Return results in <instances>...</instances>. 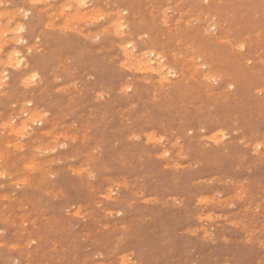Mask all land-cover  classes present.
<instances>
[{
	"label": "rangeland",
	"instance_id": "rangeland-1",
	"mask_svg": "<svg viewBox=\"0 0 264 264\" xmlns=\"http://www.w3.org/2000/svg\"><path fill=\"white\" fill-rule=\"evenodd\" d=\"M82 1L0 0V264H264V0Z\"/></svg>",
	"mask_w": 264,
	"mask_h": 264
},
{
	"label": "bare ground",
	"instance_id": "bare-ground-1",
	"mask_svg": "<svg viewBox=\"0 0 264 264\" xmlns=\"http://www.w3.org/2000/svg\"><path fill=\"white\" fill-rule=\"evenodd\" d=\"M38 1H39V0H38ZM45 1H46V0H45ZM70 1H71V0H70ZM73 1H74V0H73ZM107 1H108V0H107ZM125 1H126V0H125ZM207 1H208V0H207ZM36 2H37V1H36ZM62 2H63V1H62ZM79 2H80V1H79ZM79 2H78V4H79ZM82 2L84 3V0H83ZM90 2H91V1H90ZM92 2H93V1H92ZM109 2H110V1H109ZM208 2H209V1H208ZM215 2H216V1H215ZM28 3H29V2H28ZM75 3H76V2H75ZM168 3H169V2H168ZM39 4H40V3H39ZM41 4H42V3H41ZM127 4H128V3H127ZM139 4H140V3H139ZM231 4H232V3H231ZM46 5H47V4H46ZM51 5H52V4H51ZM67 5H68V4H67ZM79 5H81V4H79ZM83 5H85V4H83ZM176 5H177V4H176ZM130 6H131V5H130ZM147 6H148V5H147ZM188 6H189V5H188ZM71 7H72V6H71ZM78 7H79V6H78ZM128 7H129V6H128ZM135 7H136V6H135ZM144 7L146 8V6H144ZM169 7H170V6H169ZM169 7H167V8H169ZM54 8H55V7H54ZM61 8H64V7H61ZM65 8H66V7H65ZM79 8H80V7H79ZM91 8H92V7H91ZM116 8H117V7H116ZM167 8H166V9H167ZM55 9H58V8H55ZM74 9H75V8H74ZM74 9H73V11L76 10V9H75V10H74ZM118 9H119V8H118ZM230 9H231V8H230ZM9 10H10V9H9ZM37 10H38V9H37ZM61 10H62V9H61ZM69 10H70V9H69ZM89 10H90V9H89ZM105 10H106V9H105ZM121 10H122V9H121ZM169 10L171 11V9H169ZM1 11H2V10H1ZM17 11H18V10H17ZM58 11H59V10H58ZM79 11H80V10H79ZM97 11H98V10H97ZM106 11H107V10H106ZM108 11H109V10H108ZM150 11H151V9H150ZM152 11H153V10H152ZM172 11H173V10H172ZM39 12H40V11H39ZM62 12H63V11H62ZM80 12H81V11H80ZM84 12H85V11H84ZM95 12H96V11H95ZM95 12H94V10H93V13H95ZM102 12H103V11H102ZM112 12H114V11H112ZM148 12H149V11H148ZM22 13H24V12H22ZM77 13H78V11H77ZM89 13H90V12H89ZM13 14H14V13H13ZM17 14H18V13H17ZM19 14H20V13H19ZM64 14H65V13H64ZM82 14H84V13H82ZM148 14H149V13H148ZM162 14H163V13H162ZM162 14H161V15H162ZM176 14H177V13H176ZM56 15H57V13H56ZM85 15H86V14H85ZM89 15H90V14H89ZM110 15H112V14H110ZM110 15H109V16H110ZM117 15H118V14H117ZM132 15H133V14H132ZM132 15H131V16H132ZM158 15H160V14H158ZM163 15H164V14H163ZM170 15H171V14H170ZM3 16H4V15H1V14H0V18L3 17ZM23 16H24V15H23ZM81 16H83V15H81ZM95 16H96V15H95ZM135 16H136V15H135ZM149 16H150V15H149ZM156 16H157V15H156ZM191 16H192V15H191ZM196 16H197V15H196ZM198 16H199V15H198ZM215 16H216V15H215ZM54 17H55V16H54ZM64 17H65V16H64ZM75 17H77V16H75ZM91 17H92V16H91ZM100 17H101V16H100ZM102 17H103V16H102ZM118 17H120V16H117V18H115V19H118ZM132 17H133V16H132ZM169 17H170V16H169ZM55 18H56V17H55ZM55 18H54V19H55ZM66 18H68V17H66ZM71 18H74V16L71 17ZM71 18H70V19H71ZM80 18H81V17H79L78 20H79ZM120 18H121V17H120ZM133 18H135V17H133ZM157 18H158V17H157ZM181 18H182V17H181ZM209 18H210V17H209ZM45 19H46V18H45ZM54 19H53V20H54ZM70 19H69V21H70ZM75 19H77V18H75ZM83 19H84V18H83ZM85 19H86V18H85ZM85 19H84V21H85ZM87 19H88V17H87ZM191 19H192V17H191ZM211 19H212V16H211ZM0 20H1V19H0ZM67 20H68V19H67ZM67 20H66V21H67ZM71 20H74V19H71ZM91 20H92V19H91ZM221 20H222V19H221ZM7 21H8V20H7ZM60 21H61V20H60ZM80 21H81V20H80ZM88 21H89V20H88ZM88 21H87V22H88ZM118 21H119V19H118ZM140 21H141V20H140ZM175 21H176V20H175ZM81 22H82V21H81ZM125 22H126V21H125ZM181 22H182V21H181ZM207 22H208V21H207ZM0 23H2V22H0ZM52 23H53V22H52ZM67 23H68V22H67ZM89 23H90V21H89ZM174 23H175V22H174ZM191 23H192V22H191ZM193 23H194V22H193ZM205 23H206V21H205ZM211 23H212V22H211ZM8 24H9V23H8ZM87 24H88V23H87ZM184 24H185V23H184ZM45 25H46V24H45ZM75 25H76V24H75ZM116 25H118V24L116 23ZM116 25H115V26H116ZM119 25H120V23H119ZM119 25H118V27H119ZM122 25H123V24H122ZM126 25H127V24H126ZM213 25H214V24H213ZM5 26H6V25H5ZM56 26H57V24H56ZM45 27H46V26H45ZM64 27H66V26L64 25ZM74 27H75V26H74ZM74 27H73V28H74ZM192 27H193V26H192ZM202 27H203V26H202ZM207 27H209V26H207ZM60 28H61V26H60ZM220 28H222V27H219V29H220ZM10 29H12V28H10ZM15 29H16V28H15ZM62 29H63V28H62ZM70 29H71V28H70ZM76 29H77V28H76ZM168 29H169V28H168ZM168 29H167V30H168ZM180 29H181V28H180ZM225 29H226V28H225ZM59 30H60V29H59ZM67 30H68V29H67ZM74 30H75V29H74ZM202 30H203V28H202ZM210 30H211V29H210ZM223 30H224V29H223ZM12 31H13V30H12ZM65 31H66V30H65ZM69 31H70V30H69ZM71 31H72V29H71ZM168 31H169V30H168ZM174 31H175V30H174ZM174 31H173V32H174ZM225 31H226V30H225ZM73 32H76V31H73ZM205 32H206V31H205ZM230 32H231V31H230ZM37 33H38V32H37ZM76 33H77V32H76ZM94 33H96V31H95ZM166 33H167V31H166ZM175 33H176V32H175ZM226 33H227V32H226ZM228 33H229V32H228ZM1 34H3V33L1 32ZM1 34H0V35H1ZM12 34H15V33H12ZM35 34H36V33H35ZM39 34H40V33H39ZM97 34H98V33H97ZM171 34H172V33H171ZM86 35H87V34H86ZM109 35H111V34H109ZM168 35H169V34H168ZM206 35H208V34H206ZM257 35H258V34H257ZM257 35H255V36H257ZM4 36H5V35H4ZM121 36H122V35H121ZM144 36H145V35H144ZM210 36H211V35H210ZM221 36H222V35H221ZM224 36H225V35H224ZM21 37H22V36H21ZM136 37L138 38V36H136ZM124 38H125V37H124ZM152 38H153V37H152ZM177 38H178V37H177ZM218 38H219V37H218ZM20 39H21V38H20ZM34 39H35V38H34ZM154 39H155V38H154ZM161 39H162V38H161ZM247 39H248V38H247ZM17 40H18V39H17ZM90 40H91V39H90ZM151 40H152V39H151ZM226 40H227V39H226ZM216 41H217V40H216ZM223 41H225V40H223ZM228 41H229V40H228ZM228 41H226V42H228ZM8 42H9V41H8ZM14 42H15V41H14ZM14 42H13V43H14ZM21 42H22V41H21ZM121 42H122V41H121ZM219 42H220V41H219ZM5 43H6V42H5ZM5 43H4V44H5ZM11 43H12V42H11ZM163 43H164V42H163ZM15 44H16V43H15ZM38 44H39V43H38ZM38 44H36V45H38ZM116 44H118V42H117ZM125 44H126V42H125ZM125 44L123 45V46L125 47V49L122 50V51H127V47L125 46ZM129 44H130V43H129ZM179 44H181V43H179ZM228 44H229V42H228ZM255 44H256V43H255ZM118 45H119V44H118ZM175 45H176V43H175ZM182 45H183V43H182ZM0 46H1V45H0ZM14 46H15V45H14ZM127 46H128V43H127ZM129 46L131 47L132 45H129ZM194 46H195V45H194ZM124 47H123V48H124ZM133 47H134V46H133ZM174 47H175V46H174ZM187 47H188V46H187ZM187 47H186V49H187ZM14 48H15V47H14ZM112 48H113V47H112ZM123 48H122V49H123ZM172 48H173V47H172ZM182 48H183V47H182ZM229 48H230V47H229ZM239 48H240V47H239ZM104 49H105V48H104ZM0 50H1V49H0ZM31 50H32V49H31ZM171 50H173V49H171ZM176 50H177V49H176ZM187 50H188V49H187ZM12 51H13V49H12ZM12 51H11V52H12ZM99 51H100V49H99ZM130 51H131V50H130ZM173 51H174V50H173ZM173 51H172V52H173ZM178 51H179V50H178ZM8 52H9V51H8ZM11 52H10V53H11ZM13 52H14V51H13ZM36 52H37V51H36ZM10 53H9V54H10ZM24 53H25V52H24ZM37 53H38V52H37ZM139 53H140V52H139ZM160 53H161V52H160ZM163 53H164V52H163ZM170 53H171V52H170ZM170 53H169V54H170ZM191 53H192V52H191ZM203 53H204V52H203ZM236 53H237V52H236ZM9 54H8V57H10ZM147 54H148V53H147ZM154 54H155V53H154ZM176 54H178V53H176ZM201 54H202V53H201ZM40 55H41V54H40ZM125 55H126L129 59H131L133 54L131 55L130 52H127ZM140 55H141V54H140ZM143 55H145V54L143 53ZM156 55H157V54H156ZM160 55H161V54H160ZM160 55H159V56H160ZM170 55H171V54H170ZM257 55H258V54H257ZM149 56H150V55H149ZM163 56H164V55H163ZM193 56H195V55H193ZM221 56L223 57V55H221ZM253 56H255V55H253ZM104 57H105V56H104ZM104 57L102 56V58H104ZM113 57H116V56H113ZM130 57H131V58H130ZM136 57H137V56H136ZM140 57H141V58H139V60L136 59L137 61L135 62L136 65H137V67H138L139 69H144V70H149V69H150V71H152V72L154 71L157 75H161V74H162V69H159V68H158L159 66H157V65H159V64L155 65V66H157L156 68H154V66H152V64H151V61H152V60L149 59L150 57H149V58H148V57H145V56H140ZM168 57H169V56H168ZM4 58H5V57H4ZM6 58H7V57H6ZM106 58H107V57H106ZM109 58L111 59V57H109ZM128 58H127V59H128ZM159 58H160V57H159ZM171 58L173 59V57H171ZM176 58H177V57H176ZM188 58H189V57H188ZM190 58H191V57H190ZM197 58H198V57H197ZM202 58H203V57H202ZM8 59H9V58H8ZM160 59H161V58H160ZM224 59H225V58H224ZM12 60H14V58H12ZM19 60H20V59H19ZM19 60H18V61H19ZM24 60H25V59H24ZM64 60H65V59H64ZM156 60H157V59H156ZM193 60H194V59H193ZM4 61H5V60H4ZM7 61H8V60H7ZM132 61H135V59L132 58ZM170 61H171V60H170ZM184 61H185V60H184ZM196 61H197V60H196ZM258 61H259V60H258ZM11 62H12V61H11ZM121 62H122V61H121ZM156 62H157V61H156ZM192 62H194V61H192ZM260 62H261V60H260ZM24 63H25V62H24ZM157 63H158V62H157ZM166 63H167V62H166ZM203 63H204V62H203ZM3 64H4V63H3ZM6 64H7V63H6ZM14 64H15V63H14ZM154 64H156V63H154ZM182 64H183V63H182ZM191 64L193 65V63H191ZM191 64H190V65H191ZM200 64H201V63H200ZM200 64H199V65H200ZM4 65H5V64H4ZM8 65H9V64H8ZM26 65H27V64H26ZM124 65H125V64H124ZM167 65H168V64H167ZM179 65H180V64H179ZM160 66H161V65H160ZM117 67H118V66H117ZM162 67H163V66H162ZM162 67H161V68H162ZM186 67H187V66H186ZM195 67H197V66H195ZM201 67H202V66H201ZM181 68H182V66H181ZM193 68H194V67H193ZM166 69H167V68H166ZM179 69H180V68H179ZM202 69H203V68H202ZM3 70H4V69H3ZM167 70H168V69H167ZM172 70H174V68H173ZM196 70H197V69H196ZM168 71H169V70H168ZM192 71H193V70H192ZM164 72H165V71H164ZM164 72H163V73H164ZM169 72H170V71H169ZM173 72H174V71H173ZM173 72H172V73H173ZM71 73H72V72H71ZM176 73H177V72H176ZM202 73H203V72H202ZM165 74H166V73H165ZM181 74H182V73H181ZM203 74H204V73H203ZM213 74H214V73H213ZM1 76H2V75H1ZM3 76H4V75H3ZM87 76H88V75H87ZM161 76H162V75H161ZM171 76H172V75H171ZM187 76H188V75H187ZM4 77H5V76H4ZM28 77H29V75H28ZM139 77H140V76H139ZM158 77H159V76H158ZM166 77H167V76H166ZM166 77H165V78H166ZM174 77H176V76H174ZM188 77H189V76H188ZM205 77H206V76H205ZM210 77H211V76H210ZM0 78H1V77H0ZM6 78H7V77H6ZM55 78L57 79V77H55ZM2 79H3V78H2ZM2 79H1L0 81H2ZM161 79H162V77H161ZM161 79H160V80H161ZM3 80H4V79H3ZM155 80H156V79H155ZM160 80H159V81H160ZM166 80H167V79H166ZM169 80H170V79H169ZM2 82H3V81H2ZM86 82H87V81H86ZM157 82H158V81H157ZM162 82H163V81H162ZM165 82H166V81H165ZM4 83H5V82H4ZM144 83H145V82H144ZM171 83H172V82H171ZM25 84H26V82H25ZM227 84H228V83H227ZM4 85H5V84H4ZM26 85H27V84H26ZM26 85H25V86H26ZM175 85H176V84H175ZM170 86H171V85H170ZM28 87H30V86H28ZM28 87H27V88H28ZM73 87H74V86H73ZM128 87H129V86H128ZM130 87H131V86H130ZM43 88H44V87H43ZM43 88H42V89H43ZM125 88L128 89L127 87H125ZM134 88H135V87H134ZM155 88H157V87H155ZM159 88H160V87H159ZM163 88H164V87H163ZM170 88H171V87H170ZM42 89H41V90H42ZM79 89H80V88H79ZM126 89H125V90H126ZM166 89H167V88H166ZM56 90H57V89H56ZM84 90H85V89H84ZM63 91H64V90H63ZM66 91H67V90H66ZM86 91H87V90H86ZM162 91H163V90H162ZM41 92H42V91H41ZM131 92H132V91H131ZM136 92H137V91H136ZM153 93H154V92H153ZM0 94H1V93H0ZM4 95H5V94H4ZM95 95H96V94H95ZM97 95H98V94H97ZM122 95H123V94H122ZM205 95H206V94H205ZM205 95H204V96H205ZM99 96H100V95H99ZM153 97H154V96H153ZM99 98H100V97H99ZM94 99H95V98H94ZM153 100H154V99H153ZM165 100H166V99H165ZM29 103H30V102H29ZM23 104H24V103H23ZM25 104H26V103H25ZM25 104H24V105H25ZM14 105H15V104H14ZM129 107H130V105H129ZM132 108H134V107H132ZM20 109H21V108H20ZM25 109H26V108H25ZM25 109H24V110H25ZM34 109H35V108H34ZM18 111H19V110H18ZM39 111H40V110H39ZM33 113H37V112H33ZM40 113H42V112H40ZM43 113H44V112H43ZM19 114H20V112H19ZM19 114H18V115H19ZM45 114H46V113H45ZM45 114H44V115H45ZM20 115H21V114H20ZM29 115H30V114H29ZM35 115L38 116V114H35ZM40 115L42 116V114H40ZM40 115H39V116H40ZM25 116H26V115H25ZM33 116H34V114H33ZM41 116L39 117V119H42ZM45 116H46V115H45ZM120 116H121V115H120ZM64 117H65V116H64ZM9 118H10V117H9ZM9 118H8V119H9ZM44 118H45V117H44ZM53 118H54V117H53ZM29 119H30V118H29ZM39 119H37V120L39 121ZM86 119H87V118H86ZM9 120H11V119H9ZM45 120H46V119H44V121H45ZM122 120H123V119H122ZM38 121H37V122H38ZM62 121H63V120H62ZM9 122H10V121H9ZM9 122H7V123H9ZM14 122H15V121H14ZM37 122H36V123H37ZM40 122H41V121H40ZM27 123H28V122H27ZM12 124H13V123H12ZM16 124H17V123H16ZM22 124H23V123H22ZM9 125H11V124L9 123ZM26 125H27V124H26ZM26 125H25V127H26ZM65 125H66V124H65ZM67 125H68V124H67ZM0 126H1V125H0ZM23 126H24V125H23ZM27 126H28V125H27ZM36 126H37V125H36ZM53 126H54V125H53ZM2 127H3V126H2ZM2 127H1V128H2ZM69 127H70V126H69ZM72 128H73V126H72ZM18 129H19V128H18ZM29 129H30V128H29ZM20 130H21V129H20ZM48 130H49V129H48ZM72 130H73V129H72ZM4 131H5V130H4ZM52 131H53V130H52ZM79 131H80V130H79ZM11 132H12V131H11ZM18 132H19V131H18ZM31 132H32V131H31ZM1 133H2V132H1ZM22 133H23V132H22ZM150 133H151V132H150ZM189 133H190V132H189ZM219 133H220V131H219ZM48 134H49V133H48ZM74 134H75V133H74ZM221 134H222V133H221ZM29 135H30V134H29ZM66 135H67V134H66ZM79 135H80V134H79ZM81 135H83V134H81ZM135 135H136V134H135ZM8 136H9V135H8ZM11 136H12V135H11ZM50 136H51V135H50ZM73 136H74V135H73ZM211 136H212V135H211ZM63 137H65V136H63ZM71 137H72V135H71ZM82 137H83V136H82ZM131 137H132V136H131ZM151 137H153V136H151ZM209 137H210V136H209ZM209 137H208V138H209ZM222 137H223V136H222ZM222 137H221V138H222ZM13 139H14V138H13ZM22 139H23V138H22ZM47 139H48V138H47ZM69 139H70V138H69ZM152 139H153V138H152ZM157 139H158V137H157ZM219 139H220V138H219ZM19 140H20V139H19ZM19 140H18V141H19ZM30 140H31V139H30ZM70 140H71V139H70ZM215 140H216V137H215ZM14 141H15V140H14ZM34 141H35V139H34ZM53 141H54V140H53ZM216 141H217V140H216ZM16 142H17V141H16ZM35 142H36V141H35ZM151 142H152V141H151ZM158 142H159V140H158ZM7 143H8V142H7ZM154 143H155V142H154ZM172 143H173V142H172ZM258 143H259V142H258ZM15 144H16V143H15ZM15 144L13 143L14 146H15ZM19 144H20V143H19ZM54 144H55V143H54ZM5 145H6V144H5ZM11 145H12V144H11ZM22 145H23V143H22ZM63 145H64V144H63ZM174 145H177V144H174ZM9 146H10V145H9ZM42 146H43V145H42ZM255 146H258V145L255 144ZM18 147H19V146H18ZM59 147H60V146H59ZM12 148H13V147H12ZM21 148H22V147H21ZM32 148H33V147H32ZM179 148H180V147H179ZM14 149H15V148H14ZM19 149H20V148H19ZM17 150H18V149H17ZM31 150H32V149H31ZM3 151H4V150H3ZM12 151H14V150H12ZM12 151H11V152H12ZM18 151H19V150H18ZM20 151H21V150H20ZM37 151H38V149H37ZM44 151H45V150H44ZM49 151H50V150H49ZM162 151H165V150H162ZM14 152H15V151H14ZM51 153H52V152H51ZM90 153H92V152H90ZM13 154H14V153H13ZM47 154H48V153H47ZM93 154H94V153H93ZM160 155H161V154H160ZM91 156H92V155H91ZM16 157H17V156H16ZM22 157H23V156H22ZM163 158H164V157H163ZM5 160H6V159H5ZM24 160H25V159H24ZM30 160H31L30 162H33V163H34V161H32V159H30ZM55 160H56V159H55ZM56 161H57V160H56ZM35 162H37V161H35ZM47 163H48V162H47ZM52 163H53V162H52ZM38 164H39V163H38ZM38 164H37V165H38ZM42 164H43V163H42ZM23 166H24V164H23ZM33 166H34V165H33ZM168 167H169V166H168ZM173 167H174V166H173ZM25 168H26V167H25ZM74 168H76V167H74ZM81 168H82V167H81ZM84 168H85V167H84ZM177 168H178V167H177ZM28 169H29V167H28ZM78 169H80V167H79ZM0 170H1V168H0ZM3 171H4V170H3ZM43 171H44V170H43ZM79 171H81V170H79ZM82 171H84V170H82ZM24 172H25V171H24ZM39 172H40V171H39ZM56 172H57V171H56ZM56 172H55V173H56ZM16 173H17V172H16ZM22 173H23V171H22ZM49 173H50V172H49ZM79 173H80V172H79ZM7 175H8V174H7ZM11 175H12V173H11ZM22 175H23V174H22ZM43 175H44V174H43ZM78 175H79V174H78ZM9 176H10V175H9ZM0 177H1V176H0ZM19 178H20V177H19ZM45 179H46V177H45ZM16 180H18V179L16 178ZM20 180H21V179H20ZM23 180H24V179H23ZM28 180H29V179H28ZM42 180H43V178H42ZM32 181H33V180H32ZM14 182H15V181H14ZM14 182H13V183H14ZM18 182H19V181H18ZM37 182H38V181H37ZM111 182H112V181H111ZM15 183H17V182H15ZM114 183H115V182H114ZM86 184H87V183H86ZM37 185H38V184H37ZM122 187H123V186H122ZM35 188H36V187H35ZM108 188H109V187H108ZM16 189H17V187H16ZM108 190H109V189H108ZM110 193H111V192H110ZM5 194H6V193H5ZM60 194H61V193H60ZM60 194H59V195H60ZM54 195H55V193H54ZM54 195L52 194V196H54ZM105 195H106V194H105ZM9 196H10V195H9ZM63 196H64V195H63ZM10 197H11V196H10ZM106 198H107V197H106ZM207 198H208V197H207ZM211 198H212V197H211ZM213 198H214V196H213ZM9 199H10V198H9ZM112 199H113V198H112ZM114 199H115V198H114ZM11 200H12V199H11ZM146 200H147V199H146ZM205 200H207V199L205 198ZM217 200H218V199H217ZM221 200H222V199H221ZM229 200H230V199H229ZM12 201H13V200H12ZM12 201H11V202H12ZM20 201H21V200H20ZM20 201H19V202H20ZM199 201H200V200H199ZM207 201H208V200H207ZM224 201H225V200H224ZM208 202H209V201H208ZM12 203H13V202H12ZM197 203H198V202H197ZM21 205H22V204H21ZM23 206H24V205H23ZM10 208H11V207H10ZM244 208H245V207H244ZM23 210H24V209H23ZM37 210H38V209H37ZM35 211H36V210H35ZM74 211H75V210H74ZM76 211H77V209H76ZM76 211H75L74 215L76 214ZM33 213H34V212H33ZM84 214H85V213H84ZM72 215H73V214H72ZM196 215H197V214H196ZM202 215H203V214H202ZM77 216H78V215H77ZM109 216H110V215H109ZM209 216H210V215H209ZM223 216H224V215H223ZM198 218H201V217H198ZM218 218H219V217H218ZM211 219H212V218H211ZM214 219H215V218H214ZM232 221H233V220H232ZM234 222H235V221H234ZM18 223H20V222H18ZM18 223H17V224H18ZM103 228H104V227H103ZM209 230H210V229H209ZM189 234H190V233H189ZM259 245H260V244H259ZM51 249H52V248H51ZM27 255H28V254H27ZM120 259H121V258H120ZM85 261H86V260H85ZM128 261H129V260H128ZM128 261H127V262H128ZM120 262H121V261H120Z\"/></svg>",
	"mask_w": 264,
	"mask_h": 264
},
{
	"label": "snow or ice",
	"instance_id": "snow-or-ice-1",
	"mask_svg": "<svg viewBox=\"0 0 264 264\" xmlns=\"http://www.w3.org/2000/svg\"><path fill=\"white\" fill-rule=\"evenodd\" d=\"M21 63H22V61H21ZM37 78H38L37 74L33 73L32 76L27 81V83H31L32 81H35ZM165 155H167V153H165Z\"/></svg>",
	"mask_w": 264,
	"mask_h": 264
},
{
	"label": "clouds",
	"instance_id": "clouds-1",
	"mask_svg": "<svg viewBox=\"0 0 264 264\" xmlns=\"http://www.w3.org/2000/svg\"><path fill=\"white\" fill-rule=\"evenodd\" d=\"M13 55H16L15 53ZM12 57H9V62H11ZM61 147H65V145H61Z\"/></svg>",
	"mask_w": 264,
	"mask_h": 264
}]
</instances>
